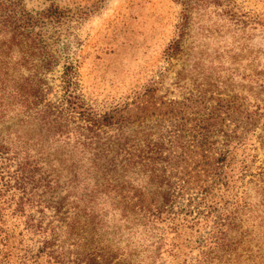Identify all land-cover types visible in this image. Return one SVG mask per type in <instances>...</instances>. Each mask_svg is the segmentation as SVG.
I'll use <instances>...</instances> for the list:
<instances>
[{
    "label": "trees",
    "instance_id": "trees-1",
    "mask_svg": "<svg viewBox=\"0 0 264 264\" xmlns=\"http://www.w3.org/2000/svg\"><path fill=\"white\" fill-rule=\"evenodd\" d=\"M177 1L182 30L205 0ZM66 17L0 0V264H163L191 235L181 264H264V58L186 134L166 102L92 108L66 60L49 99L61 54L45 28Z\"/></svg>",
    "mask_w": 264,
    "mask_h": 264
},
{
    "label": "rangeland",
    "instance_id": "rangeland-1",
    "mask_svg": "<svg viewBox=\"0 0 264 264\" xmlns=\"http://www.w3.org/2000/svg\"><path fill=\"white\" fill-rule=\"evenodd\" d=\"M20 2L27 11L53 4L67 14L61 24L45 28V37L61 54L47 73L49 99L61 91L60 74L67 61L75 68L79 93L92 108L103 111L132 105L136 96L145 103L166 102L181 110L182 117L176 120H185L186 134L195 118H200L196 111L207 113L204 109L224 96L225 87L235 91L249 87L248 77L257 69L259 58H264V0H205L184 20L182 30V5L177 0ZM174 40L180 48L166 57ZM260 64L264 67L263 60ZM214 135L218 141L220 132ZM248 142H256L255 137ZM246 148L249 151L250 146ZM260 152L253 166L259 164ZM9 215L5 211V226L15 225L17 232L22 227L20 219ZM193 237L179 243V253L164 254L163 264H181L195 255L197 250H190ZM23 245L21 241L18 247Z\"/></svg>",
    "mask_w": 264,
    "mask_h": 264
}]
</instances>
